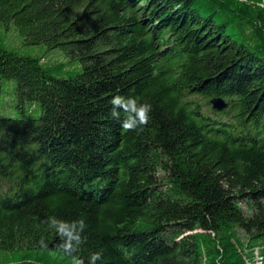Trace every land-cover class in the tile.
I'll return each instance as SVG.
<instances>
[{"label": "trees", "instance_id": "obj_1", "mask_svg": "<svg viewBox=\"0 0 264 264\" xmlns=\"http://www.w3.org/2000/svg\"><path fill=\"white\" fill-rule=\"evenodd\" d=\"M49 217L84 264H264V0H0V264H72Z\"/></svg>", "mask_w": 264, "mask_h": 264}, {"label": "clouds", "instance_id": "obj_2", "mask_svg": "<svg viewBox=\"0 0 264 264\" xmlns=\"http://www.w3.org/2000/svg\"><path fill=\"white\" fill-rule=\"evenodd\" d=\"M110 104L112 106L110 109L111 118L120 121L121 127L125 132L142 128L150 120L152 105L147 101L138 103L134 97L125 98L121 95H115L112 97ZM121 112L124 113L122 120ZM48 223L51 228L55 229L57 235L62 238L61 250L66 256L71 258L72 264H84L83 258L78 255L81 245L85 242V238L81 235L86 227L83 219L69 223L58 220L55 217H49ZM39 243L42 248L47 247L43 240ZM101 259L102 252H94L89 256L88 264H96Z\"/></svg>", "mask_w": 264, "mask_h": 264}, {"label": "water", "instance_id": "obj_3", "mask_svg": "<svg viewBox=\"0 0 264 264\" xmlns=\"http://www.w3.org/2000/svg\"><path fill=\"white\" fill-rule=\"evenodd\" d=\"M210 103L217 110H222V109H224L226 107L224 102L221 101L220 99H213V100L210 101Z\"/></svg>", "mask_w": 264, "mask_h": 264}]
</instances>
